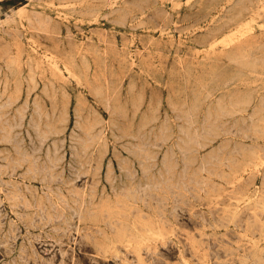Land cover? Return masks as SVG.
<instances>
[{"label": "rangeland", "instance_id": "rangeland-1", "mask_svg": "<svg viewBox=\"0 0 264 264\" xmlns=\"http://www.w3.org/2000/svg\"><path fill=\"white\" fill-rule=\"evenodd\" d=\"M0 264H264V0H0Z\"/></svg>", "mask_w": 264, "mask_h": 264}]
</instances>
